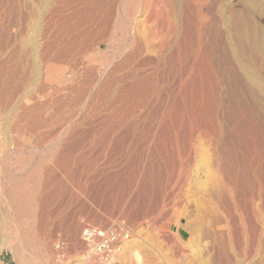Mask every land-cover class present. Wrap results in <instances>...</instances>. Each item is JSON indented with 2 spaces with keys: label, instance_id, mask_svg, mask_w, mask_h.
I'll return each instance as SVG.
<instances>
[{
  "label": "rangeland",
  "instance_id": "obj_1",
  "mask_svg": "<svg viewBox=\"0 0 264 264\" xmlns=\"http://www.w3.org/2000/svg\"><path fill=\"white\" fill-rule=\"evenodd\" d=\"M43 1L0 0V264H71L85 224L118 223L132 244L116 264H178L175 253L205 252L220 264L213 237L228 227L250 233L253 209L264 214V116L255 123L220 101L227 91L193 54L188 12L171 44L153 39L148 53L130 37L147 33L135 25L142 11L127 17L119 4L106 21L90 2L94 17L73 20L60 0H49L50 14ZM245 1L209 0L204 11L214 17L219 6L241 9ZM263 10L253 13L250 32L241 29L249 48L257 26L264 29ZM74 25L90 33L77 35ZM46 63L57 78L44 79ZM23 70L38 74L23 81ZM34 185L36 194L28 191ZM252 261L264 264V237Z\"/></svg>",
  "mask_w": 264,
  "mask_h": 264
},
{
  "label": "bare ground",
  "instance_id": "obj_2",
  "mask_svg": "<svg viewBox=\"0 0 264 264\" xmlns=\"http://www.w3.org/2000/svg\"><path fill=\"white\" fill-rule=\"evenodd\" d=\"M45 1H47L46 8H45L46 12H48V14H50L52 12L51 9H54V8H51V1L44 0L42 3H44ZM116 1H119V3ZM59 2H61V8L63 7L62 12H63V14H65L64 16L72 17L73 20L76 19L77 17H79L80 15L85 14V13H87V16H85V17H87V19L84 17L86 20L92 19L91 17L92 16L94 17L95 13H94V10L93 11L90 10V7L94 6V4H96V6L98 8H101V11L104 14V17L106 18V21L109 18L111 19L113 12L116 11L115 7L119 9V4H123V5H121V7H124V9H122V10L125 11V13L127 14V17H129L128 14L133 16L135 13H137L139 11L144 12V14H145L144 17L140 21L136 22L135 25H136L137 29L139 27L146 28V30H144V31H146L147 33L144 34L145 36L142 37L143 40H141L138 38L140 32L137 35L136 31L134 29V32L131 33L130 37L133 40V43H132L133 46H134V42H135V44H136V42H138V44H139V45L137 44L138 48L135 45L137 48V51H139L143 46H145L147 48L146 52H148V53L150 51H152L151 49L150 50H148V49L150 48L151 43L154 41L153 39L158 40V38L160 39V37H161V39L164 38L165 41L167 40L168 42H170L169 44H171L170 38H172L179 31V29L183 26L182 21H183V19H185L184 13L188 12L189 14L186 13L185 15H189L190 20L192 21V25L194 27L193 30H194V34H195V38L193 41L194 42L193 48L195 51L193 54L195 56L197 55V56L201 57V60L204 64L203 66H205V69L208 70L209 73L211 74L214 84H216V85L220 84V88L223 87L227 91V92H225L226 94L220 95V101L223 102V100H226L228 103L232 104L233 105L232 107H233V109L235 108V111H232V110L231 111H232V113L233 112L236 113V116L242 117V118L253 119V121L255 123L260 118V116H262V117L264 116V29H258L259 26H257V28H256L257 30L255 32L254 39H252L253 42L251 44V48L248 47V46H250L249 44H248V46H246V44L248 42H251V41H249V39H251V38H249V36H248L250 33L249 34L244 33L243 39H242V32H241L242 28H245L246 31H249L248 27L250 26V23L252 20L251 17L253 15V13H256L257 11H259V13H260L262 11V6H264V0H246L245 2L242 3L243 6L241 9H233L231 7L230 8H225V7L220 8V6H219L214 13V17H210V15L207 13V11L206 10L204 11V8L207 6L209 0H60ZM90 2L94 3V4L91 5L90 7H88L87 4H89ZM53 3H55V2H53ZM58 4H60V3H58ZM115 5H118V7ZM86 7H88L89 9H86ZM92 9H94V8H92ZM97 11H99V10H97ZM119 14H117L119 16V21H122V20H120ZM122 15H124V14H121V16ZM97 16H98V14H97ZM34 17H35V15H34ZM127 17H126V19H127ZM133 18H134V16H133ZM220 18H221V23H222V29H220V24H221ZM240 18L242 19V21H240ZM131 19H132V17H131ZM186 19H188V18H186ZM210 19L212 20V22L210 25H207V23L210 22ZM77 20H79V19H77ZM113 20L115 21V19H113ZM83 21H85V20H83ZM106 21H104V22L106 23ZM127 21H128V19H127ZM186 22L188 23V21H186ZM112 23H110V25ZM114 23H113V25H114ZM189 23H190V21H189ZM130 24H132V23H130ZM91 25H93V24H91ZM113 25H111L112 28H113ZM135 25H132V26H135ZM74 26L72 27L73 28L72 31H75V34H77V35L80 32L81 33H84V32L87 33V31H88V29L85 28L83 25H82L83 27L81 25L75 26V27ZM128 27H130V26H128ZM126 31H127V29H126ZM128 31H129V28H128ZM46 32H45V34H46ZM88 32L90 33V31H88ZM128 34H130V33H128ZM142 34H143V29H142ZM140 38H141V35H140ZM165 41H164V44L167 43V41H166V43H165ZM155 42L156 41H154V43ZM158 42L160 44L163 41L161 40V42L160 41H158ZM24 43L25 42L23 41L22 45ZM103 43L105 44V41H102V42L97 41L96 47L100 48ZM163 45H161V46H163ZM166 45H168V43ZM16 46H17V44H16ZM16 46H14V47H16ZM26 47H28V46L25 45V49H27ZM25 49L23 46L22 50H25ZM159 50H158V52H159ZM12 51H11V53H12ZM19 51H20V49H19ZM143 51H145V49ZM160 51H162V50H160ZM17 52H16V54H17ZM25 52L30 53V51H27V50ZM150 53H152V52H150ZM153 53H154V51H153ZM155 54H157V53H155ZM47 55H48V51H47ZM21 57H22V55H21ZM45 57L46 56H44V58ZM153 57H156V56H153ZM29 58L30 57H28L27 59H29ZM17 61H15V62H17ZM27 61L25 62V64H27L29 62V61L28 62ZM18 63H19V61L16 64H18ZM49 64L50 63L47 64V67L49 66ZM172 65H173V63H172ZM24 66H26V65H24ZM24 66H21V67L24 68ZM29 66L30 65H28V68H29ZM21 67H19V68H21ZM44 67H45V65H44ZM49 67L50 68H45L43 71L44 79L46 81H50L54 78H57L56 75L58 74V72H57L58 69L55 70L56 69L55 68L54 70H51V66H49ZM25 69H27V67H25ZM32 70H33V72L35 71L34 69H32ZM36 73L32 74V72L30 73L27 70H23L21 78L23 81H30L32 78H34L36 76ZM22 80H20V82H22ZM32 81L34 83V80H32ZM22 83H24V82H22ZM22 83H20V84H22ZM47 89H45V90H47ZM48 92H49V90H48ZM3 96H5L4 93H3ZM0 99H1V97H0ZM247 104L251 105V109L248 110L245 108L247 106ZM0 105H1V103H0ZM33 175H35V174H33ZM35 185L33 188L31 187V189H29L28 191L33 190V194H36V192L34 193ZM0 186H2V185H0ZM261 188H262V186H261ZM9 192L14 193L13 190L12 191L10 190ZM26 192H27V190H26ZM224 192H225V189H222V187H221L220 195H222V193L224 194ZM6 193H7V191H6ZM31 193L32 192L28 193V195ZM10 195H12V194H10ZM19 195H21V194H19ZM26 196H27V194H26ZM32 196L33 195L31 194L30 197L32 198ZM15 198H16V196H15ZM18 198H21V200H22L23 197L18 196ZM29 198H27V199L29 200ZM14 201H16V200H14ZM14 201H11V202L13 203ZM17 202L19 203V201H17ZM18 203H17V206H18ZM28 203H30V202H28ZM28 203L26 201V204L25 203L24 204L26 205V210L29 209L28 211H30V209H31L30 205L31 204H29V206H27ZM31 203H33V202H31ZM21 205L22 206H20V207L18 206V208H20V209L22 208L21 210H23L24 206L22 203H21ZM15 207H16V205H15ZM27 207H28V209H27ZM8 209H9V207H8ZM16 209H17V207H16ZM32 209L34 210L35 206H34V208L32 206ZM13 210H12V212H13ZM19 210H17V211H19ZM20 212L21 211H19V213ZM19 213H16V214H19ZM252 215H253V222L251 223L252 228H251L250 233L245 231L244 227H241L239 229L240 231H237V230L232 231V229H229V227H228V220L227 219L224 220L225 226L228 227L227 229L225 228L226 229L225 233H220V235L218 234L217 236L213 237L214 245L217 244L220 246V264H241V263L246 264V263L253 262L252 259L255 257V255L258 251V248L261 246L262 241H263V237H264L263 236L264 235V214L260 211L259 207L258 208L256 207L253 209ZM1 222L3 224V221H1ZM202 223H204V222H202ZM89 226H96L99 228H106L107 227V226H98V225H94V224H85L81 228L80 239H81L84 246L81 249V251L79 252V254L77 255V258L72 260L71 264H76L74 262H82V258H81V255L83 253L82 251L85 248V244H87V242L86 241L84 242V239H82V231L84 228H89ZM183 228H184L183 230L187 234H189L190 228H186V227H183ZM129 236H130V231L127 229V238L122 240V243H124V246H120L122 248L119 247V250L117 251V253H115V255L113 257V262H116V258L119 255L118 254L119 251H122V256H123V253H125V250H127L129 248V245L132 244V242H130L128 240ZM71 240H72V238H71ZM122 243H121V245H122ZM172 244H173V242H172ZM206 244H207L206 242L205 243L203 242V245L202 246L200 245L201 246L200 251L206 250V247H207ZM230 250H232V252H230ZM174 251H175V249H174ZM171 252H173V251H171ZM176 252H177V250H176ZM217 252H219V251H217ZM174 256L179 257V259L178 258L177 259L181 260V263H178V264H213V262L209 258V252H205L204 255L199 254L194 259L191 257L186 258L184 256H181V254H176V253L174 254ZM120 257H121V255H120ZM182 260H183V262H182ZM29 262H31V261H29ZM20 263L21 262H19V264ZM23 264H28V262L24 261Z\"/></svg>",
  "mask_w": 264,
  "mask_h": 264
},
{
  "label": "built area",
  "instance_id": "obj_3",
  "mask_svg": "<svg viewBox=\"0 0 264 264\" xmlns=\"http://www.w3.org/2000/svg\"><path fill=\"white\" fill-rule=\"evenodd\" d=\"M127 238V227L121 223L99 228L89 226L82 231V239L86 241L81 255L82 262L76 264H116L113 262L122 240ZM94 242V243H93Z\"/></svg>",
  "mask_w": 264,
  "mask_h": 264
}]
</instances>
